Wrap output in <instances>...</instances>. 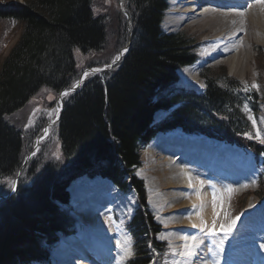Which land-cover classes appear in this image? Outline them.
I'll use <instances>...</instances> for the list:
<instances>
[{
	"label": "trees",
	"instance_id": "16d2710c",
	"mask_svg": "<svg viewBox=\"0 0 264 264\" xmlns=\"http://www.w3.org/2000/svg\"><path fill=\"white\" fill-rule=\"evenodd\" d=\"M93 2L0 0V19L22 21L0 70V180L16 175L25 160L24 132L8 116L42 86L59 93L73 84L75 47L84 52L105 48L107 18L95 13ZM127 5L133 20L130 47L111 70L91 74L64 100L58 122L64 159L42 165L32 160L10 193L0 184V194H6L0 199V264L51 262L60 233L77 232L75 218L63 206L70 202L72 181L83 175H100L137 193L138 207L127 224L134 254L125 264L160 259L168 244L157 237L161 225L136 173L142 149L158 132L182 127L253 149L256 161L264 164V143L251 117L260 111L257 91L244 90L226 69L223 78L212 70L203 73V91L177 86V69L198 56L183 31L162 29L169 0H128ZM160 109L167 115L155 120Z\"/></svg>",
	"mask_w": 264,
	"mask_h": 264
},
{
	"label": "rangeland",
	"instance_id": "374dc122",
	"mask_svg": "<svg viewBox=\"0 0 264 264\" xmlns=\"http://www.w3.org/2000/svg\"><path fill=\"white\" fill-rule=\"evenodd\" d=\"M127 4L128 0H94L95 13L104 14L107 18L108 37L105 48L84 52L80 47H75L78 77L73 84L59 93L48 86H42L22 108L8 116L24 132L25 160L16 175L0 180L2 190H7L8 193L14 191L19 178L25 175L24 169L32 160L35 159L38 165H42L49 160L62 161L64 159L58 131L64 100L91 74H103L105 70H111L130 47L133 36V20ZM166 15L165 12L161 22L164 31H183L190 40H193L198 56L194 64L199 63V69L194 70L193 75L198 85L202 87L199 91H203L205 88L203 73L212 70L223 78V69H226L227 73L235 78L244 90L255 89L257 91L260 111L258 115L251 112V117L255 121L256 134L259 133V137L256 136L257 139L260 141L264 139V44L256 43V47L251 48L253 53L252 76L240 78L230 72L228 64L210 62L206 60L207 57L199 53L202 41L198 39L194 29L168 30L164 28L163 23ZM21 30L22 21L0 19V70L6 55L18 41ZM117 56H119L118 60ZM179 70H177V86L194 89L195 87L187 82L188 80L186 81L180 76ZM65 92L68 94L64 95ZM247 109L249 110V108ZM162 114L164 113L161 112L158 115ZM158 115L156 119H160ZM160 133L167 135L166 132H158L142 149V164L136 171L137 175L144 180L148 191L149 208L153 211L156 221L161 225L157 237L160 240H165L168 244V250L160 253L161 255H158L160 259H156V262L152 264H203L204 261H207V264H214V261L217 260L219 264H229L230 258L231 261L239 260L240 264H244L247 260L245 252L248 251L247 249L252 243L255 245L259 240L249 237L255 233L258 236L262 234L261 238L264 240V226L262 225V229L256 220L259 215H256L255 211H258L259 208L253 214L248 210L250 205L257 202L264 205L263 162L256 161L254 150L249 148H243L247 151L246 153L242 149L243 151L239 150L241 153L232 150L234 153L231 151L230 154H223L225 147L233 144L230 145L223 140L224 143H221L218 141L219 139H213L207 135L204 137L205 134L185 133L182 128H178L174 133H169L168 135H174L172 138L163 136L158 138ZM251 137L253 136L251 135ZM203 138H206L207 141H202ZM155 140L156 143L153 144ZM218 142L221 143L220 149L216 147L219 146ZM149 145L151 146L149 147ZM170 146L177 149L175 157L178 159H176L177 164L174 168L170 164L174 155L166 150L171 148ZM236 146L234 145V147ZM238 148L240 147L238 146ZM153 151L155 154H152ZM219 151L220 153H218ZM145 155H147L146 158ZM239 160L245 161L250 167V172L247 173L250 176L247 180L241 178L238 181L239 178L237 179L236 175L240 168L236 162ZM11 181L15 182L14 188L10 186ZM195 183L198 185L197 188L193 185ZM229 186L234 189L232 193L227 191ZM70 188H73V193ZM204 189L207 193L212 192L211 203H209L210 200L204 201L202 198H200V203H198L199 200L195 201V197H200V192ZM69 190L70 202L63 207L75 218L78 232H85L86 235L94 236L99 241V238L92 234L93 232L104 225L115 227L119 233L117 236L119 240H117L121 243L117 244L115 251H119L121 254L117 256L116 260L115 258L109 259L106 264H112L113 260L116 261V264H125L134 254V237L127 224L138 207L136 191L125 192L100 175L80 176L72 181ZM2 194H0V199L6 196V194ZM129 200L132 205L129 210H126L124 206ZM92 204L99 207L98 213L93 210ZM206 210L209 212L208 214ZM195 217L201 221L199 222L201 229L190 227V224L196 220ZM78 218L85 222L83 224H88V230ZM205 225L207 226L205 227ZM185 236L189 237L187 241L183 239ZM63 237L74 238L72 235L60 233V241L51 247L52 263L50 264H59L61 261L60 256L66 250ZM192 237H196L195 240L198 243ZM197 238H200L201 241ZM221 242H223L222 250H220L221 246H218L221 245ZM204 246L209 252L206 257L200 254V252L205 254ZM129 247L131 255L126 254V249ZM193 248L197 253L187 255ZM215 249L222 251L223 255L218 256ZM232 258L236 260H232ZM89 260L95 261V258H89ZM32 263L48 264L41 261H33L28 264Z\"/></svg>",
	"mask_w": 264,
	"mask_h": 264
},
{
	"label": "bare ground",
	"instance_id": "6f19581e",
	"mask_svg": "<svg viewBox=\"0 0 264 264\" xmlns=\"http://www.w3.org/2000/svg\"><path fill=\"white\" fill-rule=\"evenodd\" d=\"M207 1L209 3H206L204 5L205 10L202 12V15L198 14V11L202 8V6L198 4L200 0H179L175 2L173 5L174 6L173 9L171 10V12H169V15L164 20L163 23L164 28L168 30L183 29V28L194 29L195 32L197 33L198 39H200L204 44L203 46V44L201 43V49L199 53L202 56L207 57L206 60L210 62L215 61V63L228 64L230 68V72L240 78L251 77L252 76L251 60L253 57L251 48L256 47V43L264 44V3H257L256 0H245V1L244 0H207ZM230 1H236V3H232V5L225 4ZM196 69L197 70L199 69V63H197L196 65L194 64L188 67L181 68L179 70L180 71L179 73L184 80L186 81L188 80L187 82H189L192 86L196 88V90L199 91L202 89V87L198 85V83L196 82V78L193 75V71ZM161 136L168 138H172V136L174 137L173 134L164 135L163 133H160V136L158 138H160ZM158 138L155 139L157 140ZM156 140L153 142V144L156 143ZM202 141L206 142L207 139L203 138ZM220 142L222 143V141ZM220 142H218L219 146H216L217 149H220L219 148L221 146ZM150 146L151 145H149V147ZM225 148L226 149L223 151V154H230L232 150L236 152H240L239 150H242L232 145L226 146ZM166 150L170 151V153L174 155L172 157L173 159L170 160L172 162V163L170 162V164H172L174 168V166L177 164L176 159H178V157H175V153L177 149L175 147H171V148H167ZM218 153H220V151ZM232 153L234 152L232 151ZM152 154H155V152L153 151ZM147 155H145V158L147 157ZM236 163L240 168V171L236 175L237 179L239 178L238 181L241 178L243 180H247L250 176L249 174H247L250 172L249 165L242 160H239ZM210 177L213 178L212 176ZM196 184L197 183L193 184L195 188H197L198 186ZM71 190L73 193L74 192L73 188ZM211 193L212 192L207 193L206 189H204L203 191L200 192V197L198 196L195 197V201L197 202L199 200L198 203H200V198H202L204 201H209L213 197ZM211 202L212 201L210 200L209 203ZM125 204L126 206H124V209L129 210L132 205L130 200L126 201ZM199 205L197 206L199 207ZM261 206L262 204H259L257 202L256 204L254 203L250 205L248 210H250L249 212L251 214L256 212V215L257 214L259 215L258 219L256 220L263 229L264 205L262 207ZM92 208H94L93 210H95L97 213L100 211L99 207L95 206L94 204H92ZM256 209H258V211ZM207 210L206 212L208 214L209 212ZM78 220L82 224L85 223L79 218ZM199 222L201 221H199L196 218V220L190 224V227L192 229H201ZM83 225L86 227L87 230L89 229L88 224H83ZM90 228H91L90 230L92 231V227ZM92 234L97 236L99 238V241H97L94 236L86 235L85 232H78L72 235L74 237L72 239L68 237H63V242L66 246V250H64L63 253L61 254L62 257L60 256L61 261L59 264H106V262H109V259L115 258L116 260L117 256H120L121 253L119 251H115V249H117L116 247L118 246L117 244L120 243L118 242L119 239L117 238L119 233L117 232V229L115 227L104 225L99 230L93 232ZM259 236L260 238H258ZM259 236L256 235L255 233L254 235L249 237L250 239L253 240L255 239H259V240H257L255 245H253L252 243L253 246L252 245L249 246V248L247 249L248 251L245 252L247 256L246 257L247 260L244 262V264H264V240L261 238L262 234L261 235L259 234ZM119 237L121 238V236ZM197 239L199 240L200 238ZM195 241L196 243H198L197 240ZM206 250L207 248L204 246L205 254L204 252H200V254H203L206 257V254L209 253ZM220 250L216 251L215 249L216 254L218 256L222 254V251ZM89 258H95V261L89 260ZM230 259L228 261L229 264H240L239 260L234 262L231 261ZM232 260H236V259L232 258ZM113 262L114 260L112 261V264H116V261L114 263ZM35 263H39V262H35Z\"/></svg>",
	"mask_w": 264,
	"mask_h": 264
},
{
	"label": "snow or ice",
	"instance_id": "6c2138e0",
	"mask_svg": "<svg viewBox=\"0 0 264 264\" xmlns=\"http://www.w3.org/2000/svg\"><path fill=\"white\" fill-rule=\"evenodd\" d=\"M256 2L257 3H264V0H256ZM126 51V50H125ZM116 59L118 60L119 59V56H117L116 57ZM115 62V61H114ZM64 95H67L68 93L67 92H65V93H63ZM251 118V117H250ZM253 123H255V121H253ZM257 137H259V133H257ZM261 143H264V139H261ZM10 186L11 187H15V182L14 181H11L10 182ZM214 187V186H213ZM227 191L229 192V193H232L233 191H234V189H232L230 186L228 187V189H227ZM234 223V222H233ZM207 225H205V227H206ZM213 231H214V229H213ZM183 239H185V240H188L189 239V237H187V236H185V237H183ZM192 239L193 240H195V237H192ZM222 244H223V242H221V250H222ZM126 254H128V255H131L132 253H131V249H130V247L128 248V249H126ZM195 254V251H194V248L192 249V250H190L188 253H187V255H194ZM203 264H207V261H204L203 262ZM214 264H219V261L217 260V261H214Z\"/></svg>",
	"mask_w": 264,
	"mask_h": 264
},
{
	"label": "water",
	"instance_id": "95a60500",
	"mask_svg": "<svg viewBox=\"0 0 264 264\" xmlns=\"http://www.w3.org/2000/svg\"><path fill=\"white\" fill-rule=\"evenodd\" d=\"M60 118V117H59Z\"/></svg>",
	"mask_w": 264,
	"mask_h": 264
}]
</instances>
